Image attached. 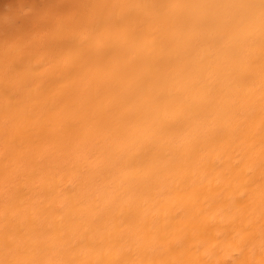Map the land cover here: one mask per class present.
<instances>
[{
	"label": "clouds",
	"instance_id": "9594fccd",
	"mask_svg": "<svg viewBox=\"0 0 264 264\" xmlns=\"http://www.w3.org/2000/svg\"><path fill=\"white\" fill-rule=\"evenodd\" d=\"M0 264H264V0L23 6Z\"/></svg>",
	"mask_w": 264,
	"mask_h": 264
},
{
	"label": "bare ground",
	"instance_id": "6f19581e",
	"mask_svg": "<svg viewBox=\"0 0 264 264\" xmlns=\"http://www.w3.org/2000/svg\"><path fill=\"white\" fill-rule=\"evenodd\" d=\"M5 1L8 2V7L10 9H7V13L3 14L2 16H0V17H2V18H0L1 19L0 22L2 23V24L0 23V26H1L0 29L7 28L12 23L13 19L19 14V12L21 11V8L23 6H25L26 4L33 3V2H35L37 4H43V3L46 2V0H2L3 3H5ZM1 6H2V4H0V7ZM15 7H16V9H17V7L19 9H17V11H16V9H14ZM1 11H0V15L2 14ZM3 17L6 18V19H4Z\"/></svg>",
	"mask_w": 264,
	"mask_h": 264
},
{
	"label": "rangeland",
	"instance_id": "374dc122",
	"mask_svg": "<svg viewBox=\"0 0 264 264\" xmlns=\"http://www.w3.org/2000/svg\"><path fill=\"white\" fill-rule=\"evenodd\" d=\"M0 4H2V6L0 7V11L2 12V14L0 15V16H2L3 14H5V13H7V9H10L9 7H8V2L7 1H5V3H3L2 2V0L0 1ZM2 8V9H1ZM14 9H16V7L14 8ZM17 9H19L18 7H17ZM17 9H16V11H17ZM15 12V11H14ZM0 18H2V17H0ZM4 18V17H3ZM8 18V17H7ZM4 19H6V18H4ZM1 20V19H0ZM4 22V21H3ZM8 22V21H7ZM1 23V22H0ZM2 24V23H1ZM1 27V26H0Z\"/></svg>",
	"mask_w": 264,
	"mask_h": 264
}]
</instances>
